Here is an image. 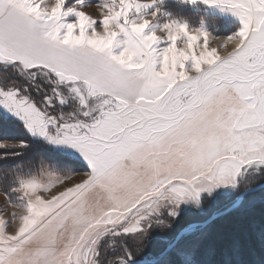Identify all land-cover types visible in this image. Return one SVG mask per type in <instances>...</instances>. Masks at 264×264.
<instances>
[{
  "label": "snow or ice",
  "instance_id": "6c2138e0",
  "mask_svg": "<svg viewBox=\"0 0 264 264\" xmlns=\"http://www.w3.org/2000/svg\"><path fill=\"white\" fill-rule=\"evenodd\" d=\"M66 3L0 0V108L84 169L42 164L0 188V264H100L105 237L139 240L162 207L174 216L264 165V0H204L239 21L216 47L130 19L156 0H101L100 19Z\"/></svg>",
  "mask_w": 264,
  "mask_h": 264
},
{
  "label": "rangeland",
  "instance_id": "374dc122",
  "mask_svg": "<svg viewBox=\"0 0 264 264\" xmlns=\"http://www.w3.org/2000/svg\"><path fill=\"white\" fill-rule=\"evenodd\" d=\"M47 2H54V0H46V3ZM73 2L74 0H67L65 6L67 7ZM100 2L101 0H86V5L83 10L86 13L91 14L94 18L100 19V15L98 14V5ZM153 11H155L157 15L154 23L150 24V28L155 29L156 27H159L162 24L170 21L183 23L186 24L190 30L199 29L207 32L210 35L209 39H210L211 47H216L223 37H227L231 35L233 32L237 30L239 26L238 19L235 16H233L229 11L221 10L220 8L214 5H209L207 3H204V0H156V3L152 4L148 8H141L138 13L135 10H133V12L130 15V19L138 18L139 16L144 14H150ZM74 19L75 17L72 16L67 18L68 21H73ZM98 23L99 21H97V24ZM161 35L163 36V34ZM161 46H165V45L162 44ZM226 50H230V47L228 49L221 48L220 49L221 54H224ZM0 71H5V70L0 69ZM6 71H10V69ZM0 112H2L4 116H8L11 119L16 120L13 116L5 112L2 108H0ZM3 134L4 133H0V140H9V141L24 140L21 137L19 139L15 137L13 138L11 135L9 136L8 134L7 136L5 135L6 136L5 137ZM33 139H37V138H33ZM40 141L43 144L47 145L46 148L48 151L47 150L45 151L43 149L39 154H36L34 165H30L27 168H22V169L20 168L19 165H17V169H15V171L11 173L12 180H10L9 182H5L4 185L0 184L1 186L0 188L3 187L2 189L7 190L12 185L14 181V177L17 174L27 175L30 173H35L36 171L39 170L42 164L48 165L50 167H54L56 170L60 172L69 171V170L72 171L84 170L80 166L81 162L77 161L74 157L69 155L71 150H61L46 144L43 140ZM30 150L35 154L36 150L34 148H31L30 146H27V149H23V150L22 148H15V147L0 148V153L8 154L4 158H0V160L3 162H8V164L10 165L14 163V161L18 160L20 157L22 158L23 156H25L26 153H28ZM14 153H18V154L14 155ZM63 154L67 157L73 158L76 161L68 162L69 160H67L66 158H61ZM29 158L30 161L33 162L32 154H29ZM239 177L240 174L237 176L234 185L229 184V185H222L216 187L211 191V193L201 192L199 196V203L193 202L191 200H189L186 203H181L178 206V208H176V214L174 216L168 215L167 207H162L160 209V214L158 216L153 217L150 220L146 233L139 240L130 239L124 236L105 237L101 241L99 246L101 253L100 264L112 263L113 261L112 253L114 250L119 249L120 247L118 243L119 241H122L124 244L134 249L136 252H141L145 248V246L148 245L149 242H154L153 240H151V236L154 233L170 236L173 233L172 231L176 227L181 228L183 224L205 220L210 214L214 213L213 212L214 210L220 211L222 209H225L227 205L226 203L223 202L222 196H224L226 192H229L230 190H233L236 187L237 185L236 183L239 182ZM3 201L4 198L2 195H0V210H3L5 208ZM191 229L190 231H193V229L192 230ZM8 230L11 231L12 227H9ZM212 230L216 232L217 227H215ZM204 241L205 239H203V242ZM187 242L188 241L181 243L175 248L169 250L163 256V258H161L159 261L156 262V264H168L166 260L171 259L174 256H179L186 259L184 261L185 264H192L193 262L188 257L192 258V256H194V258L197 260L198 263V261H200L199 260L200 256L197 253L198 252L201 253L202 251L200 247L201 244L196 245V247H194V252L193 251L189 252L188 248L190 244H187Z\"/></svg>",
  "mask_w": 264,
  "mask_h": 264
},
{
  "label": "trees",
  "instance_id": "16d2710c",
  "mask_svg": "<svg viewBox=\"0 0 264 264\" xmlns=\"http://www.w3.org/2000/svg\"><path fill=\"white\" fill-rule=\"evenodd\" d=\"M0 133L18 139L21 137L26 141L27 146L36 150L34 154L31 149V153L29 151L26 153L27 156L20 157L10 165L8 162L0 160V184L4 185L5 182L12 180L11 173L17 169V165L21 169L34 165L36 154H39L43 149L46 151L47 145L28 136L19 121L4 116L2 112H0ZM27 146L22 150L27 149ZM29 154H32L33 162L30 161ZM61 158H66L69 160L68 162L76 161L64 154ZM263 181L264 165H253L242 169L236 187L233 190H228L229 192L222 196L223 202L227 205L226 207L235 203L244 189ZM217 211L214 210L213 212ZM187 224H183V226ZM215 227H217L216 232L212 230ZM177 228L172 231L173 233L170 236L154 233L151 236V240L154 242H149L141 252H136L122 241H119L120 247L113 251L111 264H120L121 259L126 262L133 261L134 264H143L138 262L140 260L153 259L172 240L180 227ZM203 239H205L204 242ZM186 241H188L187 244H190L189 252H194V247L201 244L202 251L197 253L200 256V261L197 263L194 256L192 258L188 257L193 262L192 264H264V188L248 190L237 208L214 219L208 225L196 226L193 231L183 234L173 248ZM126 252L130 253L131 259L127 258ZM185 260L183 257L174 256L167 259L166 262L168 264H185Z\"/></svg>",
  "mask_w": 264,
  "mask_h": 264
},
{
  "label": "water",
  "instance_id": "95a60500",
  "mask_svg": "<svg viewBox=\"0 0 264 264\" xmlns=\"http://www.w3.org/2000/svg\"><path fill=\"white\" fill-rule=\"evenodd\" d=\"M264 188V181L260 182L258 184H255L253 186L248 187L247 189H244L238 200L233 203L232 205L226 207L225 209H222L220 211L214 212L212 213L207 219L202 220V221H198V222H193V223H189L183 227H181L177 233L175 234V236L172 238V240L168 243V245L161 251V253H159L156 257H154L153 259H145V260H140L138 261L139 263H143V264H154L157 261H159L161 258H163V256L169 251L171 250L180 240V238L182 237L183 234L187 233V232H191L190 229L192 228L193 230L195 229L196 226L198 227H203L205 225H208L210 222H212L214 219L228 213L229 211L237 208L242 200L244 195L247 193L248 190H259ZM191 229V230H192ZM126 264H134L133 261H128L126 262Z\"/></svg>",
  "mask_w": 264,
  "mask_h": 264
},
{
  "label": "clouds",
  "instance_id": "9594fccd",
  "mask_svg": "<svg viewBox=\"0 0 264 264\" xmlns=\"http://www.w3.org/2000/svg\"><path fill=\"white\" fill-rule=\"evenodd\" d=\"M56 0H54V2H47L46 0H44L45 6L47 8H51L54 4H55ZM103 12V9L101 7L98 6V14L100 15ZM91 15V14H90ZM156 12L153 11L150 14H144L139 16L138 18L134 19V22L137 25L143 24V23H149V24H153L156 18ZM97 35H103L105 33V29L102 27L97 28L96 30ZM107 31H119V29L116 27L115 24H113L109 29H107ZM155 34L158 38L160 39H167L168 37V31L166 29L163 28V24L159 27L155 28ZM163 34V36L161 35ZM184 46V45H182Z\"/></svg>",
  "mask_w": 264,
  "mask_h": 264
},
{
  "label": "crops",
  "instance_id": "0c3cea01",
  "mask_svg": "<svg viewBox=\"0 0 264 264\" xmlns=\"http://www.w3.org/2000/svg\"><path fill=\"white\" fill-rule=\"evenodd\" d=\"M4 198V197H3Z\"/></svg>",
  "mask_w": 264,
  "mask_h": 264
}]
</instances>
